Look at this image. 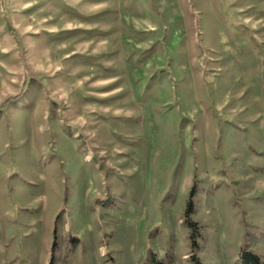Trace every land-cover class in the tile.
<instances>
[{
	"label": "rangeland",
	"instance_id": "rangeland-1",
	"mask_svg": "<svg viewBox=\"0 0 264 264\" xmlns=\"http://www.w3.org/2000/svg\"><path fill=\"white\" fill-rule=\"evenodd\" d=\"M190 197L264 261V0H0V264H190Z\"/></svg>",
	"mask_w": 264,
	"mask_h": 264
},
{
	"label": "trees",
	"instance_id": "trees-1",
	"mask_svg": "<svg viewBox=\"0 0 264 264\" xmlns=\"http://www.w3.org/2000/svg\"><path fill=\"white\" fill-rule=\"evenodd\" d=\"M184 213L185 220L183 223L187 226L189 231L188 239L192 247V250L188 256L189 263L203 264L199 259L198 253L201 252L206 246V229L203 222L192 219L193 203L191 197L187 201ZM197 236L202 238V243L199 246L195 241ZM54 246L55 242L53 243L52 248H54ZM238 264H264V261L253 249L246 248L239 253Z\"/></svg>",
	"mask_w": 264,
	"mask_h": 264
}]
</instances>
